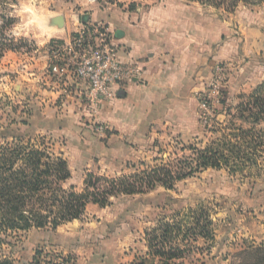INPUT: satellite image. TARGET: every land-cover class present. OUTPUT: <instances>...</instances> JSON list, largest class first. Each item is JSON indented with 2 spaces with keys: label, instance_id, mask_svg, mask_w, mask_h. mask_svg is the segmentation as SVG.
I'll use <instances>...</instances> for the list:
<instances>
[{
  "label": "rangeland",
  "instance_id": "374dc122",
  "mask_svg": "<svg viewBox=\"0 0 264 264\" xmlns=\"http://www.w3.org/2000/svg\"><path fill=\"white\" fill-rule=\"evenodd\" d=\"M2 7L7 19H0V43L5 45L0 135L19 132L34 143L36 136L44 137L46 147L69 162L66 188L82 191L88 173L118 177L192 156L190 147L204 148L221 138L219 131L233 119L241 123L230 113L264 81V4H240L232 12L187 0H6ZM58 15L65 17L64 28L51 25ZM138 22L179 32L185 48L199 58L189 69L194 89L181 109L149 120L124 140L102 114L104 104L113 105L115 99L97 108L85 98L65 103L58 95L47 103L45 77L55 60L53 48L58 46L64 59L74 53L91 56L87 44H97L107 33L119 51L115 32ZM80 35L84 47L77 46ZM6 142L13 139L0 136V145ZM192 211L204 212L202 224L209 222L210 235L185 228L174 234L173 244H181L184 252L169 264H243V248L264 243V154L242 170L208 168L173 189L158 186L146 194L112 197L104 208L90 203L84 216L62 224L60 233L49 227L16 231L0 243V257L14 264H89L90 256L93 264H118V243L135 240L141 248L145 233L159 221L185 224ZM71 246L74 251L66 250ZM132 251L129 247L127 253Z\"/></svg>",
  "mask_w": 264,
  "mask_h": 264
},
{
  "label": "trees",
  "instance_id": "16d2710c",
  "mask_svg": "<svg viewBox=\"0 0 264 264\" xmlns=\"http://www.w3.org/2000/svg\"><path fill=\"white\" fill-rule=\"evenodd\" d=\"M187 1L230 12L240 4H264V0ZM5 2L0 0V19L4 20L7 18L1 9ZM4 46L0 43V56ZM242 98L234 108L235 114L230 113L241 123L233 119L219 131L221 138L204 148L190 147L192 156L118 177L88 173L82 191L65 187L71 177L69 162L63 153L50 151L44 137L36 136L34 143L30 135L2 133V139L11 137L13 142L0 145V243L16 231L57 229L62 224L80 220L90 203L104 208L112 197L146 194L158 186L173 189L178 181L208 168L234 171L257 164L258 156L264 154V128L258 129L264 124V81ZM27 138L29 140L25 141ZM202 217L203 211H192L185 224L162 220L145 233L150 252L159 258L158 264H169L182 257L181 244H173L172 240L182 234L183 228L187 233L210 235L209 222L203 225ZM241 254L245 256L243 264H264V243L249 244ZM0 264H14V260L0 257Z\"/></svg>",
  "mask_w": 264,
  "mask_h": 264
},
{
  "label": "crops",
  "instance_id": "0c3cea01",
  "mask_svg": "<svg viewBox=\"0 0 264 264\" xmlns=\"http://www.w3.org/2000/svg\"><path fill=\"white\" fill-rule=\"evenodd\" d=\"M114 41L120 46L118 53L123 60L139 61L144 67L142 80L119 87L113 105L106 103L103 106L105 119L113 122L119 138L128 140L140 130L138 127L141 125L150 121L154 123L156 118L170 116L172 109L175 111L182 108V102L194 89L188 79L189 69H193L199 58L195 50L185 48L187 44L184 35L158 29L157 25L145 27L139 22L131 27L124 25L115 32ZM45 78L48 79V76ZM69 83L68 93L63 96L66 98L65 103L79 102L83 99L82 88L74 80ZM56 97L57 94L47 90L44 92L47 103ZM161 110H164L163 113ZM60 226L55 230L58 233L61 231ZM142 244L140 248L135 240L132 243L126 240L118 243V264H124L125 261L129 264L158 262L159 258L150 252L146 238ZM129 247L133 250L131 254L127 253ZM66 250L74 251L72 246ZM89 259V264H93L90 256ZM104 264L113 263L106 261Z\"/></svg>",
  "mask_w": 264,
  "mask_h": 264
},
{
  "label": "built area",
  "instance_id": "2783aa9c",
  "mask_svg": "<svg viewBox=\"0 0 264 264\" xmlns=\"http://www.w3.org/2000/svg\"><path fill=\"white\" fill-rule=\"evenodd\" d=\"M82 35L78 47H84ZM53 48L55 60L48 67L45 85L58 99L68 93L69 81H76L82 88V96L97 108L106 99H115L117 89L123 85L142 80L144 67L139 61L123 60L116 48L109 42L107 33L100 35L97 44L89 42L86 52L91 56L74 55L64 59L62 50ZM73 50L71 45L67 48ZM53 58V59H54ZM50 81V82H49Z\"/></svg>",
  "mask_w": 264,
  "mask_h": 264
},
{
  "label": "water",
  "instance_id": "95a60500",
  "mask_svg": "<svg viewBox=\"0 0 264 264\" xmlns=\"http://www.w3.org/2000/svg\"><path fill=\"white\" fill-rule=\"evenodd\" d=\"M51 25H55L58 28H64L65 27V17L63 15L54 16L50 20Z\"/></svg>",
  "mask_w": 264,
  "mask_h": 264
}]
</instances>
